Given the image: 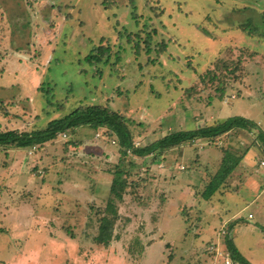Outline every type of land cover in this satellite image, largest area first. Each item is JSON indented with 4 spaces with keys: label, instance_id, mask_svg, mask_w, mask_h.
<instances>
[{
    "label": "rangeland",
    "instance_id": "374dc122",
    "mask_svg": "<svg viewBox=\"0 0 264 264\" xmlns=\"http://www.w3.org/2000/svg\"><path fill=\"white\" fill-rule=\"evenodd\" d=\"M262 20L264 0H0V130L88 104L122 113L135 146L233 116L260 128L155 157L123 156L106 128L0 147V264H238L227 235L264 264V193L250 178L264 171ZM100 45L110 59L87 63ZM216 64L237 66L221 71L220 99L218 80L201 81ZM225 151L238 163L205 198ZM118 168L128 188L105 246L95 236Z\"/></svg>",
    "mask_w": 264,
    "mask_h": 264
},
{
    "label": "trees",
    "instance_id": "16d2710c",
    "mask_svg": "<svg viewBox=\"0 0 264 264\" xmlns=\"http://www.w3.org/2000/svg\"><path fill=\"white\" fill-rule=\"evenodd\" d=\"M262 25L264 26V20H262ZM250 31L252 32V29ZM128 39H130V37ZM134 47L137 50L139 49V43L136 40ZM110 55L111 50L109 46L100 45L85 56V61L89 64L100 62L104 58H106L105 61H107L110 59ZM115 59L116 61L120 59L119 52H115ZM236 67L230 69L229 71L226 64H216L214 70H208L201 76V81L204 82L205 78L209 76L211 81H214L215 79L218 80V89L220 93L217 98L220 99L225 92L224 88H219L224 84V81L221 80V78L225 76L221 71L224 70L225 73L228 71V73L233 74L237 69ZM80 127H88L92 129L106 128L111 135L116 137L119 146L123 148V156H126L129 151L133 155L139 157H145L148 155H153L155 157L156 154H161L164 151L177 147L181 144L198 139L214 140L216 137L229 133L234 129H260L257 123L253 120H249L241 116H233L223 120H218L213 124L199 126L195 129L173 131L146 145L135 146L131 131L126 124V117L122 113L112 110L111 107L107 105L88 104L74 108L63 117H57L50 120L41 129L30 131H20L17 129L0 130V147H43L46 143L54 141L58 134L67 131L74 132L75 129ZM258 136L264 149V132L260 130ZM237 163V158L234 161L233 157H231L228 152H224L221 168L215 173L204 191L203 195L205 198H209L217 191L220 185L234 170ZM123 174L124 170L121 168H118L114 172L110 186L111 197L105 207L106 214L101 218L99 232L95 236V240L105 246L110 243V240L113 237L114 225L118 219L116 202L123 199L124 193L128 188V174H124L125 176H123ZM233 225V223L230 225V229L233 228ZM224 242L226 250L233 262L238 264H250L237 249L231 236L227 235Z\"/></svg>",
    "mask_w": 264,
    "mask_h": 264
},
{
    "label": "crops",
    "instance_id": "0c3cea01",
    "mask_svg": "<svg viewBox=\"0 0 264 264\" xmlns=\"http://www.w3.org/2000/svg\"><path fill=\"white\" fill-rule=\"evenodd\" d=\"M18 154L21 153V151L19 150V152H17ZM263 173L264 171L261 170V174H250V178H252V180L255 182L254 185V189L259 190V194L264 193V180H263Z\"/></svg>",
    "mask_w": 264,
    "mask_h": 264
},
{
    "label": "built area",
    "instance_id": "2783aa9c",
    "mask_svg": "<svg viewBox=\"0 0 264 264\" xmlns=\"http://www.w3.org/2000/svg\"><path fill=\"white\" fill-rule=\"evenodd\" d=\"M260 167L264 170V158L260 160Z\"/></svg>",
    "mask_w": 264,
    "mask_h": 264
}]
</instances>
